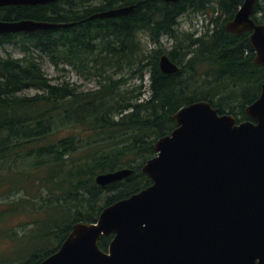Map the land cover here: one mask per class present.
Wrapping results in <instances>:
<instances>
[{
  "label": "trees",
  "instance_id": "1",
  "mask_svg": "<svg viewBox=\"0 0 264 264\" xmlns=\"http://www.w3.org/2000/svg\"><path fill=\"white\" fill-rule=\"evenodd\" d=\"M134 4L128 16L86 21L96 12ZM241 4L62 0L0 8L6 22L76 23L0 35V45L15 44L23 52L20 58L0 55V187L10 184L12 192L22 193L0 210V264H41L59 250L73 225L96 222L104 208L150 186L142 169L156 155L155 143L177 128L174 115L184 106L208 101L238 122L251 120L246 108L261 95L264 66L255 64L248 34L237 37L226 30ZM196 14L214 18L215 28L207 26L199 36L181 31V19ZM254 19L264 23V0L257 3ZM141 34L153 48L145 46ZM163 36L174 40L171 49ZM165 53L180 66L177 73L161 71ZM43 57L56 68L86 71L98 85L82 91L67 81L55 83L43 71ZM28 89L40 92L21 96ZM123 169L133 173L107 186L96 181ZM36 183L46 195L33 194ZM37 208L44 217L35 221V231L28 234L30 223H25L19 235L9 226ZM112 239L103 237L100 247L107 250Z\"/></svg>",
  "mask_w": 264,
  "mask_h": 264
},
{
  "label": "water",
  "instance_id": "2",
  "mask_svg": "<svg viewBox=\"0 0 264 264\" xmlns=\"http://www.w3.org/2000/svg\"><path fill=\"white\" fill-rule=\"evenodd\" d=\"M59 0H0V7L47 5ZM176 3L179 0H163ZM258 0H244L226 24L236 36L251 32L255 63L264 66V25L253 15ZM137 5L96 13L88 20L128 16ZM75 23L0 20V35L65 29ZM165 74L179 71L168 55ZM238 123L208 101L183 107L178 127L157 141V156L143 172L147 189L103 210L95 223L80 222L58 252L42 264H264V85ZM132 171L102 174L106 186ZM115 234L107 252L103 236Z\"/></svg>",
  "mask_w": 264,
  "mask_h": 264
},
{
  "label": "rangeland",
  "instance_id": "3",
  "mask_svg": "<svg viewBox=\"0 0 264 264\" xmlns=\"http://www.w3.org/2000/svg\"><path fill=\"white\" fill-rule=\"evenodd\" d=\"M209 15H192L184 16L181 19V25L180 30L186 31V32H196L198 34H201L204 32L206 25L208 24V17ZM142 42L145 44L146 47L153 48L154 45L150 43L149 38L141 34ZM162 42L168 49H171L174 40L171 39L169 36H163ZM0 55L3 57H13V58H20L23 56L22 49L15 45V44H6V45H0ZM38 55V53L36 54ZM40 61L43 66V71L45 74L52 78V80L55 83H63L65 81L70 82L71 84H76L77 87L82 91H87L89 89H94L98 85V79L95 76H90L86 71L77 70L71 66L68 65H61L59 68L55 67L53 64H51L45 57L40 58ZM137 79V78H135ZM149 75L147 74L145 81L148 83ZM40 91L37 89H28L21 92V96H35ZM42 187L40 184H37L33 188V194L37 196H44L47 193L41 191ZM11 190V191H10ZM14 191V190H13ZM22 196V193H20ZM18 193L12 192V186L8 184L6 187H0V210L4 209L6 205L10 203V201H15L19 199L21 196ZM38 203L40 202L37 200ZM43 212L40 208H37L35 211L32 212V215H20L14 221L12 224H10V227H15L18 229L19 235H22L24 233L22 228H19V225L30 223L29 226L26 227L27 233H31L32 231L36 230L35 221L42 220L43 219ZM10 222V221H9ZM5 243L8 244L7 239L4 240Z\"/></svg>",
  "mask_w": 264,
  "mask_h": 264
},
{
  "label": "bare ground",
  "instance_id": "4",
  "mask_svg": "<svg viewBox=\"0 0 264 264\" xmlns=\"http://www.w3.org/2000/svg\"><path fill=\"white\" fill-rule=\"evenodd\" d=\"M134 5H137V4H134ZM215 11V10H214ZM210 12V11H209ZM207 13V12H206ZM205 16H207V15H205ZM213 16V15H212ZM209 17V16H208ZM212 19H214V18H212ZM191 36V35H190ZM168 37V36H167ZM13 43V42H12ZM159 45V44H158ZM175 47V46H174ZM173 51V50H172ZM166 54V53H165ZM183 64V63H182ZM162 71V70H161ZM147 74V73H146Z\"/></svg>",
  "mask_w": 264,
  "mask_h": 264
}]
</instances>
